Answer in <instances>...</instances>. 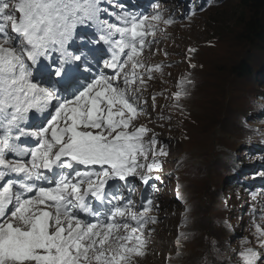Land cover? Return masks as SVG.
<instances>
[{
	"label": "snow or ice",
	"instance_id": "snow-or-ice-1",
	"mask_svg": "<svg viewBox=\"0 0 264 264\" xmlns=\"http://www.w3.org/2000/svg\"><path fill=\"white\" fill-rule=\"evenodd\" d=\"M150 7L159 9L158 0ZM106 15L102 0H0V264H132L144 255L153 201L137 212L105 189L129 177L148 185L161 169L146 163L149 153L167 155L154 135L144 139L148 128L133 125L145 83L136 70L145 67L137 57L146 36L175 21L159 11L121 10L115 22ZM92 62L111 71L81 84L77 73L91 72ZM186 95L178 91L174 107ZM89 197L111 207L94 208ZM129 214L135 226L117 219ZM254 240L239 250L240 264H264V227Z\"/></svg>",
	"mask_w": 264,
	"mask_h": 264
},
{
	"label": "rangeland",
	"instance_id": "rangeland-1",
	"mask_svg": "<svg viewBox=\"0 0 264 264\" xmlns=\"http://www.w3.org/2000/svg\"><path fill=\"white\" fill-rule=\"evenodd\" d=\"M250 17L243 0H226L188 28L172 32L176 37L169 44L182 56L191 47L198 50L190 62L196 67L182 63L176 73L182 70L192 75L199 86L184 101L187 111L174 115L172 135L164 138L170 158L168 182L162 191L164 207L178 194L176 204L184 201L191 209L182 230L178 218L169 214L160 225L152 253L137 257L132 264H226L239 261L238 252L246 241L251 242L249 247L255 245L256 230L249 227L241 208L246 197L228 181L233 163L238 167L243 163L235 160L234 153L253 159L240 150L252 134L242 128V119L251 122L250 111L264 97V9L259 12L262 37L254 43L244 33ZM241 63L248 65L249 76L237 74ZM244 233L245 238H240Z\"/></svg>",
	"mask_w": 264,
	"mask_h": 264
},
{
	"label": "trees",
	"instance_id": "trees-1",
	"mask_svg": "<svg viewBox=\"0 0 264 264\" xmlns=\"http://www.w3.org/2000/svg\"><path fill=\"white\" fill-rule=\"evenodd\" d=\"M243 5L250 9L252 15L245 25V38L249 43H254L261 39L263 33V27L259 20V12L264 9V0H243ZM237 74L242 77L249 76L248 65L241 63L237 68Z\"/></svg>",
	"mask_w": 264,
	"mask_h": 264
},
{
	"label": "bare ground",
	"instance_id": "bare-ground-1",
	"mask_svg": "<svg viewBox=\"0 0 264 264\" xmlns=\"http://www.w3.org/2000/svg\"><path fill=\"white\" fill-rule=\"evenodd\" d=\"M145 257V256H144ZM148 257V256H147ZM150 258V257H149ZM141 261V260H140ZM144 263V262H143ZM153 264H156V263H153Z\"/></svg>",
	"mask_w": 264,
	"mask_h": 264
}]
</instances>
